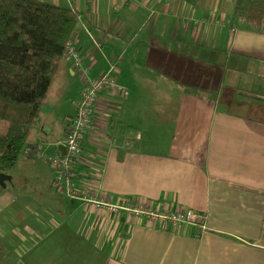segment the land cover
Here are the masks:
<instances>
[{
	"label": "crops",
	"instance_id": "1",
	"mask_svg": "<svg viewBox=\"0 0 264 264\" xmlns=\"http://www.w3.org/2000/svg\"><path fill=\"white\" fill-rule=\"evenodd\" d=\"M42 1L77 12L71 45L89 75L113 62L128 94L98 96L67 210L55 198L9 209L4 173L0 264H264V102L236 96L250 62L263 72L264 12L256 24L230 0ZM82 89L64 54L27 147L63 151ZM98 201L189 208L206 228L154 226Z\"/></svg>",
	"mask_w": 264,
	"mask_h": 264
},
{
	"label": "trees",
	"instance_id": "2",
	"mask_svg": "<svg viewBox=\"0 0 264 264\" xmlns=\"http://www.w3.org/2000/svg\"><path fill=\"white\" fill-rule=\"evenodd\" d=\"M230 1L234 18L261 23L264 0ZM77 21V12L46 1L0 0V173L13 170L27 147ZM259 87L249 96L264 102Z\"/></svg>",
	"mask_w": 264,
	"mask_h": 264
},
{
	"label": "built area",
	"instance_id": "3",
	"mask_svg": "<svg viewBox=\"0 0 264 264\" xmlns=\"http://www.w3.org/2000/svg\"><path fill=\"white\" fill-rule=\"evenodd\" d=\"M219 19H216V23ZM64 54L71 57L73 69L83 84L82 92L76 101V114L70 120L63 140V151L52 156L44 155L39 145L26 147L24 156L29 158L44 159L55 171L53 186L58 189L63 186L65 192L74 197L72 180L75 177L74 165L82 153V143L85 133L91 128L94 106L100 94L113 93L116 96H126L128 91L115 80L116 64L110 62L108 68L95 76L89 75V69L84 64L83 58L71 45V39L67 42ZM97 205L108 207L111 210H123L126 214L137 220H147L155 225H167L168 227H180L192 225L206 228V217L196 210L179 208L171 211H163L148 205H135L131 202L120 205H110L105 201H98Z\"/></svg>",
	"mask_w": 264,
	"mask_h": 264
},
{
	"label": "rangeland",
	"instance_id": "4",
	"mask_svg": "<svg viewBox=\"0 0 264 264\" xmlns=\"http://www.w3.org/2000/svg\"><path fill=\"white\" fill-rule=\"evenodd\" d=\"M194 22H197V19H194ZM181 66L182 64L178 63V67ZM249 66L254 68L246 69L245 72L248 74L249 80L252 81V84L250 85V89H246L244 91L246 92L247 96L246 95L244 96L243 91H236L237 98L241 100L248 97L249 94H251L252 96L256 95L252 92L250 93L249 90L252 89L256 90L260 88L259 87L260 84L264 86V68H261L263 71L261 72L259 69H256L259 68V66H257L255 63L250 62ZM253 69L256 70L254 71ZM217 80L218 79H215L213 87L216 86V84H218ZM244 80H246V77H244ZM219 82L220 85L224 83L228 84L227 80L224 81V78L222 77L219 78ZM227 89L228 87L225 90ZM225 90L224 92H228ZM3 128H4V123L0 122V131ZM44 150L46 149L44 148ZM24 158L25 156L22 153L16 167L10 171L12 182L7 181L9 190H11V193L16 195V201L9 209L11 210L19 209V211L25 212L23 206L24 204H28L31 209L37 212L43 210L45 201L52 203L51 200L49 199L55 198L56 201L59 202L61 206L66 205L67 206L66 210H67L71 206L70 205L71 202L63 186H60L58 189H56L53 185H51L50 178L51 175H53L54 171L52 173V171L49 170L51 168L49 164L47 165L46 164L47 162L45 163L44 159H40V158H34V159H28V158L24 159ZM4 216L5 215L3 214L0 217H4ZM13 221H15V219H13ZM20 226H24V224Z\"/></svg>",
	"mask_w": 264,
	"mask_h": 264
},
{
	"label": "water",
	"instance_id": "5",
	"mask_svg": "<svg viewBox=\"0 0 264 264\" xmlns=\"http://www.w3.org/2000/svg\"><path fill=\"white\" fill-rule=\"evenodd\" d=\"M75 114H76V109H75ZM75 116V115H74ZM72 116V117H74ZM6 175H4V173H0V180H2ZM2 183V182H1Z\"/></svg>",
	"mask_w": 264,
	"mask_h": 264
}]
</instances>
